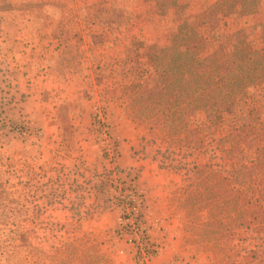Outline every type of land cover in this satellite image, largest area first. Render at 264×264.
I'll return each instance as SVG.
<instances>
[{
  "label": "rangeland",
  "instance_id": "obj_1",
  "mask_svg": "<svg viewBox=\"0 0 264 264\" xmlns=\"http://www.w3.org/2000/svg\"><path fill=\"white\" fill-rule=\"evenodd\" d=\"M80 1H94V26L79 29L73 39L82 42L84 34L92 37L93 44L88 42L92 59L75 63L77 70L88 72L85 90L75 101L52 110L59 124L56 136L44 138L47 130L42 112L36 106L29 110L23 106L24 93H13L7 63L0 64V264H113L100 240L72 235L71 230L79 225V214L112 208L119 211L112 197L119 188L131 184L143 195L137 187L143 182L142 159H154L171 175L168 204L171 212L178 214L181 242L171 257L175 264H239L230 254L237 251L248 260L258 253L264 256V235L257 222L245 221L236 229L230 221L237 218L228 214L229 207L218 205L210 215L207 209L200 210L199 201L182 205L189 195V179L203 164L212 163L233 185L246 188V183L238 181L253 152H229L225 161L222 157L229 148L226 135L231 115L199 113L193 117V135L202 139L196 149L168 145L165 133L151 130L149 118L139 115L145 103L143 94L159 81L158 58L175 42L195 55L206 56L229 35L242 30L249 48L262 47L264 0H258L255 7L237 0ZM9 5L0 0V11ZM3 35L0 30V40ZM80 48L86 50L83 45ZM13 98L18 105L12 104ZM253 105L264 133V81L243 93L236 104L237 113L245 114ZM83 118L89 122L87 136L95 146L92 154L107 164L91 174L84 167L88 165L79 144L81 132L74 128ZM124 143L132 148L137 164L120 167L117 163ZM143 204L142 221L153 240ZM114 231L115 225L112 245L124 244L135 263L129 246ZM153 242L161 249L159 242Z\"/></svg>",
  "mask_w": 264,
  "mask_h": 264
},
{
  "label": "crops",
  "instance_id": "obj_2",
  "mask_svg": "<svg viewBox=\"0 0 264 264\" xmlns=\"http://www.w3.org/2000/svg\"><path fill=\"white\" fill-rule=\"evenodd\" d=\"M93 2L83 4L80 0H7L9 8L0 11V30L4 34L0 40V64L7 63L13 80V93L20 96L24 93V101H21L23 106L28 110L36 106L42 112L43 127L47 130L44 132L45 139L58 134L59 124L54 112L62 104L75 101L86 88L88 72L85 68L77 70L75 63L92 59L88 52V42L92 45L93 40L91 36L84 34L82 42H77L73 35L79 29L91 27V30L94 26ZM82 45L85 46V51H81ZM16 100L13 98V105H18ZM81 100L85 102L84 99ZM88 126L89 122L83 118L74 128L78 129L76 133L81 132L79 144L84 152L83 159H86L88 165L85 163L84 167L91 174L93 171L99 172L107 164L106 160L92 154L95 146L87 136ZM90 146L92 149H89ZM119 149L117 163L120 167L137 164V159L131 154L132 148L124 143ZM148 160L142 159L145 163L143 182L137 187L143 193L145 223L153 240L159 242L161 248L150 264H175L171 257L174 258V252L181 247V242L176 226L178 214L171 212L168 204V195L172 190V185L169 186L172 184L171 175L159 167L154 159ZM118 213L117 209L112 208L79 214V225L71 230L72 235L100 240L103 251L111 255L113 264H135L124 244L112 245V232Z\"/></svg>",
  "mask_w": 264,
  "mask_h": 264
},
{
  "label": "trees",
  "instance_id": "obj_3",
  "mask_svg": "<svg viewBox=\"0 0 264 264\" xmlns=\"http://www.w3.org/2000/svg\"><path fill=\"white\" fill-rule=\"evenodd\" d=\"M237 1L255 7L258 0ZM248 44V36L242 30L229 35L206 56L195 55L175 42L158 58L155 66L160 78L143 94L145 103L139 115L149 118L151 130L165 133L168 145L196 149L202 139L193 135L192 118L199 113L214 117L230 114L232 125L226 135L229 148L222 157L225 161L230 153L253 152V158L242 166V180L238 181L246 183V188L233 185L212 163L203 164L189 179V195L182 205L199 201L200 210L207 209L210 215L218 205L229 207L228 214L237 218L230 221L231 225L239 229L245 221L257 222L264 235V219L259 218L264 216V133L257 121L256 106L245 114H238L236 108L250 86L264 81V45L251 49ZM230 254L239 264H264L262 253L251 256L253 262L240 251Z\"/></svg>",
  "mask_w": 264,
  "mask_h": 264
},
{
  "label": "built area",
  "instance_id": "obj_4",
  "mask_svg": "<svg viewBox=\"0 0 264 264\" xmlns=\"http://www.w3.org/2000/svg\"><path fill=\"white\" fill-rule=\"evenodd\" d=\"M112 152L114 151L110 150V153ZM112 197H115L119 208L115 222V235L129 246L135 264H150L159 248L151 240L142 221L140 211L143 201L142 194L130 184L127 189H117Z\"/></svg>",
  "mask_w": 264,
  "mask_h": 264
}]
</instances>
